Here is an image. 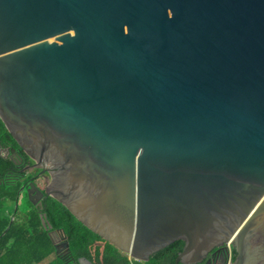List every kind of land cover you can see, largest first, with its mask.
Instances as JSON below:
<instances>
[{"label":"water","instance_id":"95a60500","mask_svg":"<svg viewBox=\"0 0 264 264\" xmlns=\"http://www.w3.org/2000/svg\"><path fill=\"white\" fill-rule=\"evenodd\" d=\"M0 120L131 259L264 264V0H0Z\"/></svg>","mask_w":264,"mask_h":264},{"label":"trees","instance_id":"16d2710c","mask_svg":"<svg viewBox=\"0 0 264 264\" xmlns=\"http://www.w3.org/2000/svg\"><path fill=\"white\" fill-rule=\"evenodd\" d=\"M0 141L14 143L1 121ZM9 166L10 161L0 157V195L17 192L18 187H8L4 180ZM23 200L27 202L20 196H0V234L8 226L10 218L14 217L13 223L0 238V264H39L53 253L43 220L46 225L60 229L66 235L76 257L83 256L94 264H110L120 257L113 246L84 227L57 201L46 203L43 218L34 210L21 216L19 204H16Z\"/></svg>","mask_w":264,"mask_h":264},{"label":"flooded vegetation","instance_id":"af4514ba","mask_svg":"<svg viewBox=\"0 0 264 264\" xmlns=\"http://www.w3.org/2000/svg\"><path fill=\"white\" fill-rule=\"evenodd\" d=\"M7 149L8 151H6ZM0 157L9 160L11 163L4 176L6 185L18 187L17 192L0 196H20L21 200L26 198L31 210L37 212L41 217H45L46 203L51 200L56 201L51 197L55 196L51 193L55 181L53 172L48 166L37 165L19 148L15 141L14 143L12 141H0ZM17 203L20 204L21 201ZM43 228L50 238L53 246V259L57 261V264H77L78 259L85 258L74 255L66 235L60 229H53L51 226L49 228L47 225H43ZM183 247L182 241H175L153 254L147 262L133 260L114 247L120 257L110 264H233L236 257L235 246L228 241L212 248L198 260L177 261L178 254L183 251Z\"/></svg>","mask_w":264,"mask_h":264},{"label":"rangeland","instance_id":"374dc122","mask_svg":"<svg viewBox=\"0 0 264 264\" xmlns=\"http://www.w3.org/2000/svg\"><path fill=\"white\" fill-rule=\"evenodd\" d=\"M19 210H20V214L22 215H26L28 213V211L31 210L30 208V204H28L27 202H25L24 200L19 204ZM39 264H57V261L55 259H53V254H51L50 256H48L45 260H43L42 262H40Z\"/></svg>","mask_w":264,"mask_h":264}]
</instances>
